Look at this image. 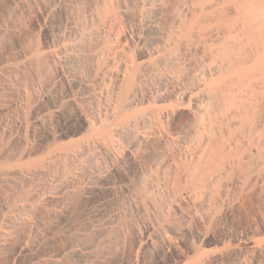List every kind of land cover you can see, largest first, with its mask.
Masks as SVG:
<instances>
[{
	"label": "bare ground",
	"instance_id": "1",
	"mask_svg": "<svg viewBox=\"0 0 264 264\" xmlns=\"http://www.w3.org/2000/svg\"><path fill=\"white\" fill-rule=\"evenodd\" d=\"M0 3V264H264V0Z\"/></svg>",
	"mask_w": 264,
	"mask_h": 264
},
{
	"label": "rangeland",
	"instance_id": "2",
	"mask_svg": "<svg viewBox=\"0 0 264 264\" xmlns=\"http://www.w3.org/2000/svg\"><path fill=\"white\" fill-rule=\"evenodd\" d=\"M1 6V3H0ZM57 16H59V14H57ZM31 20V19H30ZM30 20L28 21L29 24H31V26L34 25L35 21L31 20L32 22H30ZM40 40H43V35H40ZM17 42V40H16ZM10 47H13V44L11 43L8 44ZM8 46V48H9ZM78 122H75V125H77ZM85 194V193H84ZM79 194L80 196L77 198L76 200V207L74 208V210L72 211L73 215L72 217L74 218H79L81 217V215H83V211H84V207L83 205H87L89 199L87 198L88 195L87 194ZM101 194L103 195V193L101 192ZM100 194V195H101ZM79 200V201H78ZM255 205H258L259 208L262 210L264 209V193H259L258 197L255 198ZM239 217V219H237ZM245 217L243 216H236V220H233V216L231 215H224L221 219V221L219 222V224L214 228V230H212L210 232V236L220 240L221 238H227L228 236L231 237L230 235L234 232L235 230V226H239V225H245ZM240 222V223H239ZM242 223V224H241ZM239 224V225H238ZM54 227L57 229L58 228V222L55 221L54 223ZM215 231V232H214ZM214 234V235H213ZM183 239V238H182ZM180 240L177 243V247L176 249H171L169 251V248H165V247H159L158 249H156V251H151L148 250L145 254L143 259L148 263V264H166V263H173V264H187L189 261V246H188V241L187 239H183ZM228 242V241H227ZM236 241H234L233 239L229 240V242L227 244H231V243H235ZM63 243L61 240H57V239H51L46 247L47 250H55L56 248H58L60 246V244ZM223 247V244H216V245H208L207 248L209 250H218L220 248ZM11 246L7 247L4 250L3 255L0 257V262H5L8 260L10 253H11ZM120 257V256H118ZM125 264H132L133 263V259L129 256V254H127L125 257ZM134 264V263H133Z\"/></svg>",
	"mask_w": 264,
	"mask_h": 264
}]
</instances>
